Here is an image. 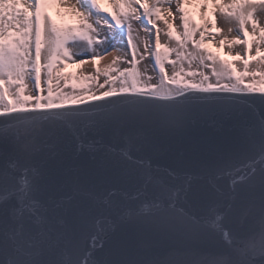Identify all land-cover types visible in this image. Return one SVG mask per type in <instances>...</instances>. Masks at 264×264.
Listing matches in <instances>:
<instances>
[{
  "label": "snow or ice",
  "instance_id": "snow-or-ice-1",
  "mask_svg": "<svg viewBox=\"0 0 264 264\" xmlns=\"http://www.w3.org/2000/svg\"><path fill=\"white\" fill-rule=\"evenodd\" d=\"M107 2L113 11L104 0H0V264H264V0H201L204 24L190 18L192 0ZM52 4L76 22L58 24ZM210 4L239 25L243 72L205 46L209 26L221 31ZM161 20L176 45L163 51ZM135 22L154 29L144 45L155 84L141 82ZM118 45L132 67L113 59L103 91L53 97L66 62L95 65ZM166 60L180 71L169 76ZM185 61L211 75L184 72Z\"/></svg>",
  "mask_w": 264,
  "mask_h": 264
},
{
  "label": "bare ground",
  "instance_id": "bare-ground-1",
  "mask_svg": "<svg viewBox=\"0 0 264 264\" xmlns=\"http://www.w3.org/2000/svg\"><path fill=\"white\" fill-rule=\"evenodd\" d=\"M73 2H75V0H73ZM224 2L228 3V2H230V0H224ZM103 6L109 12L113 11V6L111 4H109L107 2V0H104ZM62 8H63L62 5L52 4L48 8L49 13H51V14H49V13L48 14L52 17L53 20H55L54 18L59 17V16H56L55 13H59V15L60 14L63 15L61 13V12H63L61 10ZM187 9H188L190 18L193 19L195 22H197V24H204L205 23V17H204L205 9L202 6L201 0H192V2L187 5ZM172 10H173V13H176L175 5H173ZM216 12H217V10L210 4L207 8V19L210 21H213L214 16L215 17L218 16V18H216L215 20L217 23V27L219 29H221V31L217 33V36L215 38V40L218 42V44H217L218 47L222 46L221 49L223 50L224 54L230 58L235 57L237 52L243 54V52H244L243 45L231 44V41L237 38V32L239 30L238 23L235 20H231V21L226 20V19H224V17L222 15L214 14ZM63 13L66 16L65 17L66 22L71 23V24H74L76 22L75 18L68 14L67 9H65V11ZM258 19H259L261 25L264 26V14H258ZM167 20L169 21V23L173 24L174 30L177 33H179V32L182 33V27H181L182 24H181V21L179 19L178 20L176 19L173 21L169 18ZM223 24L228 25V26H223ZM135 26L136 25L134 24V27ZM157 26H162L161 29L165 28V27H163V26H165V24L161 25V24L157 23ZM248 28H249V32H251V25H249ZM229 29H231V31H229ZM150 30H152V31L149 34L146 31L141 32L139 29H136V32L134 33V35H137V37H138L136 40L137 49H139V47H140L139 44L142 42L143 39H148L150 37V42L152 43L151 34H152L154 29L149 28V31ZM163 34L164 33H162V31H161V35H163ZM198 36H199V34H198ZM257 38H258V34H257ZM166 40L167 39L164 36L161 37V43L165 44ZM221 40H226V42L223 45H221V43H220ZM80 46H77V49H76V47H71L73 57H76V55H77V57L79 56V54L78 53L76 54V52L80 51V48H79ZM118 47H120V49H121L119 52H114L111 55L105 56L104 59L98 60L97 64H95V65L92 64L91 62L82 64V65L81 64H72V68H71V75L72 76L71 77L75 76L74 73L77 72L78 73L77 74V77H78L77 83H82L83 85H84V83H86L87 88L93 89L95 86L98 85L97 82H99V80H96V82L94 81L95 77H96V67L97 66L101 69V74L99 75L100 77L103 78L101 80V82H102L101 84H103L105 81V76L102 73L104 70H106L109 66L112 65L113 59H116L117 57L120 58L118 61V65H119L120 69L123 70L125 68H131L132 67L131 64H125V63L120 62L123 60L131 59L130 50L123 47V46H120V45H118ZM146 53L147 54H145V56H142L141 54H139V52L137 54L136 60L139 61L138 70L140 73L147 74L148 75L147 77H151L152 80L150 82L155 84L157 82V80L153 79V78L158 75V68L153 67V56H152L151 51L149 50ZM141 57H143V58H141ZM151 69H153V71H150ZM170 69H174V68L171 67ZM170 69L167 66L165 71L167 72V70H170ZM94 73H95V75H94ZM87 74L89 75V77H93V79H86V77H88ZM113 75H115V74H113ZM142 79L143 80L141 82L143 83L146 80V78L142 77Z\"/></svg>",
  "mask_w": 264,
  "mask_h": 264
},
{
  "label": "rangeland",
  "instance_id": "rangeland-1",
  "mask_svg": "<svg viewBox=\"0 0 264 264\" xmlns=\"http://www.w3.org/2000/svg\"><path fill=\"white\" fill-rule=\"evenodd\" d=\"M65 9L66 8L63 6V8L61 10L64 12ZM63 12H61L63 15H61V14L59 15V13H55L56 16H59V17L54 18L55 21L58 24L72 25L71 23L66 22V20H65V17L66 16H65V14ZM48 13H49V11H48ZM49 14H51V13H49ZM169 18L171 20H173V21L176 20V19L177 20L179 19L178 16H176V18L173 19V17H169V16H167L165 14L164 19H169ZM216 18H218V16L217 17L214 16V20L212 22L216 23V20H215ZM158 23L161 24V25H164L163 24V20L159 21ZM134 24L136 25L134 28L139 29L141 32L146 31L147 33L150 34L151 31H152V30L149 31V28H152L151 25H148L147 28H142V27H140L139 22H135ZM196 24H197V22H196ZM216 25H217V23H216ZM223 26H228V25H224L223 24ZM157 27L160 28V29L162 28V26H157ZM163 27H165V28L164 29H161V30H162V33H164V34L161 35V37L164 36L167 40H166L165 44L164 43H161V45H162L161 51H163V48L164 47H168V48H174V47H176L175 42L174 41L169 42L168 37L165 35V33L167 31V25H165ZM181 27H182V25H181ZM209 31H210L211 34H214L215 37L217 36V33L218 32L216 31V29L211 28V26H209ZM179 33H181V32H179ZM198 34L199 33H197V35H196V39L197 40L199 39ZM144 40L145 39L142 40V42H141L142 44L141 43L139 44L140 47L138 49L139 54H141L142 56H145V54H147L146 52H148V51H145ZM147 40L149 42V47L151 48L150 37ZM217 44H218V42L216 40L209 41L207 39V37H206L205 46L208 49H210L211 52L214 55H216L220 59H222L224 61H227L228 63L232 64L236 68L237 72H243V61L237 59L236 56L233 57V58L227 57L224 54L223 50L221 49L222 46L221 47L220 46L218 47ZM188 47H189V50H191V45H189ZM254 47H255V44L253 45V53H252L253 56H255V52H254L255 51V48ZM79 48H80V51L76 52V54L77 53L80 54V53L84 52L83 45H81ZM243 48H244V46H243ZM76 49H77V46H76ZM97 51L98 52L100 51V48L99 47H97ZM262 51H264V49H262ZM85 55L86 56H91V53L90 52H87V53H85ZM205 55H207V53H205ZM77 58L79 59V56L77 57V55H76V57H74V59H77ZM168 60L176 61L177 60L176 54L174 52L171 53L170 56H169V58H168ZM168 60L165 61V69L167 68V66H168L169 69L171 67H173V65L171 63H169ZM66 63H67V67L66 68H61L59 70L61 72V75L62 76H67L68 77L66 80L65 79H62V78H58L56 76V72L53 73L52 90H53V97L54 98L58 94H61V93L64 94V95H77V96H86V95H92V94H97L98 95V93H100L101 91L104 90V89H98V85L95 86L93 89H91V88H87L86 87V83H84V85L82 83H77V80H78L77 74L78 73L75 72L74 73L75 76L71 77L72 76L71 75V68H72V64H74V63H71V62H66ZM206 63L211 64L210 61H206ZM42 64H43V60H42ZM251 65H252V68H255L256 61L255 60L251 61ZM217 66H219V61H217ZM183 68H184V72H187V71H205L207 74L211 75L210 68H208V69L199 68L196 63L193 64L192 68H189L187 62L185 61L184 64H183ZM251 70L252 69H250V71ZM150 71H153V69H151ZM176 71H180V64H179V62L177 63V65H176V67L174 69L167 70V73H168L169 76H172L173 73L176 72ZM94 75H95V73H94ZM87 76L89 77L88 74H87ZM147 76H148L147 74L141 73V81L143 80L142 77H144V78L147 79L148 78ZM181 78L183 80H185V81H188V82H196V81H198L200 79V77L192 78V77L184 76L183 74H182ZM102 79L103 78L99 76L98 78L95 77V80L94 81L96 82V80H99V82H97V83L98 84H101L102 83L101 82ZM153 79H156L157 80V76L154 77ZM259 79H260L259 77H256L255 80H253L252 77L249 76V77H247L245 79V83L246 84L247 83H256V84H259ZM212 82L215 83V78H213ZM41 88L43 89V92L42 93H39V94H42L44 96H47L48 95V92H47V83H46L45 73H44V70L43 69H42V72H41ZM37 92H38V90H36L34 88V85L31 83V81H28L27 82V86H26V90H25V95L35 96L37 94ZM32 103H34V101Z\"/></svg>",
  "mask_w": 264,
  "mask_h": 264
},
{
  "label": "water",
  "instance_id": "water-1",
  "mask_svg": "<svg viewBox=\"0 0 264 264\" xmlns=\"http://www.w3.org/2000/svg\"><path fill=\"white\" fill-rule=\"evenodd\" d=\"M94 102H95V101H89V103H94ZM70 106H71V105H70ZM161 162H162V163H167V160H166L165 158H162V159H161Z\"/></svg>",
  "mask_w": 264,
  "mask_h": 264
}]
</instances>
